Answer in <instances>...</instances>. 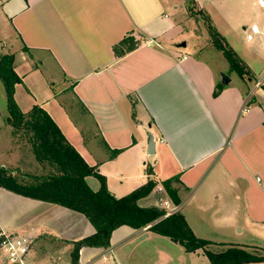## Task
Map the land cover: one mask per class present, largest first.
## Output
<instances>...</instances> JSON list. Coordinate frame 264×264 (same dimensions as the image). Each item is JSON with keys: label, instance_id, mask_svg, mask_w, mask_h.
<instances>
[{"label": "crops", "instance_id": "1", "mask_svg": "<svg viewBox=\"0 0 264 264\" xmlns=\"http://www.w3.org/2000/svg\"><path fill=\"white\" fill-rule=\"evenodd\" d=\"M259 1L264 2L194 0L253 78L258 68L261 78L251 89L253 79H240L217 54L198 52L196 37L183 29L195 24L186 17L187 0H0V56H14L21 78L14 97L18 103L19 93L24 102L17 104L20 110L41 107L105 178L114 197L144 185L147 168L159 184L178 175L180 205L173 211L197 238L222 248L264 250V8ZM170 9L175 14L169 18L164 12ZM251 25L260 35L248 42ZM128 35L140 38V45L118 58L112 48ZM149 40L157 45H147ZM221 74L228 84L221 83ZM218 85L222 89L214 96ZM3 95L0 139L10 135ZM4 149L1 142L3 159ZM86 183L92 191L99 187L94 177ZM147 228L118 227L107 249L82 247L77 264L136 259L168 264L174 248L184 261H203L201 250L186 253ZM0 229L32 246L24 264H60L72 243L95 232L79 213L2 188ZM229 231H246L248 243H237Z\"/></svg>", "mask_w": 264, "mask_h": 264}, {"label": "trees", "instance_id": "2", "mask_svg": "<svg viewBox=\"0 0 264 264\" xmlns=\"http://www.w3.org/2000/svg\"><path fill=\"white\" fill-rule=\"evenodd\" d=\"M190 6L194 0H187ZM208 36L214 49L221 53L229 66L240 79L252 80L253 76L248 66L240 59L225 39L213 27L210 18L204 14ZM140 40L128 35L113 46L116 57L120 58L135 50ZM23 52H28L26 47ZM0 82L6 99L7 117L4 122L13 129V133H23L28 137L31 154L35 162L49 171L41 175H23L29 182H23L20 174L0 166V188L16 195L39 200L64 207L83 215L94 228V234L72 243L70 255L72 264H77L79 250L82 247H109L111 233L120 226H128L135 230L147 228L159 236L170 239L181 246L186 253L201 250L210 264H249L264 262V257H257L242 247H230L222 252H211L207 249L211 242L197 238L187 225L183 215L175 211L166 213L156 208H142L138 202L148 196L156 187L152 178V169L147 168L148 181L120 198L114 197L107 189L103 176L90 167L66 141L61 131L50 116L38 105L28 112H22L15 101V87L21 83V78L14 69L13 54L0 56ZM222 86L214 91L217 96ZM252 101V100H251ZM120 151H114L113 155ZM19 175V176H18ZM22 177V176H21ZM87 177H94L99 183L96 191H92L86 183ZM162 188L167 193L174 207L180 205L177 189L180 187L179 176H173L162 181Z\"/></svg>", "mask_w": 264, "mask_h": 264}, {"label": "rangeland", "instance_id": "3", "mask_svg": "<svg viewBox=\"0 0 264 264\" xmlns=\"http://www.w3.org/2000/svg\"><path fill=\"white\" fill-rule=\"evenodd\" d=\"M187 3V2H186ZM186 17L187 18H191L195 21V24L192 25L189 23V25H187V27H183V29L189 33L192 34L191 36L194 35V37H196V47L198 49L199 53H204V54H209V55H214L217 54L218 56H220L222 58V60H225L223 58V56L221 55V53L217 52L213 45L211 44V40L208 36V32L206 29V23L204 21V13H202V11H199L197 9V7L195 5L190 6L188 3L186 4ZM175 11L173 10H166L164 12L165 15H167L169 18L171 16H173L175 13ZM185 20H188V19ZM187 22V21H186ZM192 38V37H191ZM140 40V38H139ZM218 59V58H217ZM260 68V67H259ZM258 68H256L255 72H256V76L255 78H252L253 83L250 86V89L253 87L254 83L256 81H260L261 76L257 73ZM32 79L30 80V83H32L31 87H32V92L34 94L38 93V82L36 81V78L34 80V76L31 77ZM2 88V87H1ZM0 88V113L2 110H4V99H3V89ZM17 101L19 105L23 106L24 102L22 100V97L20 96V94L18 93L17 95ZM7 115V114H6ZM7 117V116H6ZM4 117V120L5 118ZM5 123V122H4ZM6 125V124H5ZM9 133L10 135L8 136V133H5V137L0 139V144L2 142V146L4 145L5 149H4V154L6 155L3 159V156H0V160L2 159L4 161V166H1L3 168H6L8 170L11 171H16L20 174V176L18 177L20 180H22L23 182H29L30 180H28L26 177H24L23 175L28 174V175H41L43 173H47L49 171L48 167L45 166V168H43L42 166L38 165L32 154H31V149H30V145L28 143V137L25 136L23 133H17L14 134L13 133V129L11 127H9ZM7 130V129H6ZM8 137V138H7ZM22 176V177H21ZM173 188L177 189V195L178 197H180V187L177 185H173ZM138 205L142 208H156L160 211H163L166 213V216L173 213V204L170 200V198L168 197L167 193L164 191V189L162 188L161 184L157 183L156 187L153 189V191L146 197H144L143 199H141L138 202ZM230 232V233H229ZM227 232V234L235 239H237V243H243V244H247L249 237L246 234V231L243 232L242 235L239 234H235L234 231H229ZM214 237H216L217 234H213ZM212 237V236H210ZM218 237V236H217ZM221 237V236H220ZM52 244L55 247H58L59 249H63L66 250L67 246L64 245L63 243H56V242H52ZM28 247H30V249H32V246L29 245L28 243ZM70 249L68 250L69 254H68V258L66 259V257L61 258L60 259V264H63L64 261H69L70 264H72L71 261V253H72V249H73V244H71ZM234 247V246H233ZM173 248V247H171ZM179 248V247H177ZM208 250H210L211 252H222L225 251L228 248H222V246H220L219 244L215 245L212 243V245L207 247ZM247 252L253 254L254 256L257 257H264V250L262 248H258V247H248V248H244ZM61 251V254L64 255L65 252ZM177 249H171L170 253V262L168 264H209L208 261L206 260V258L204 257L202 260V262H200L197 259H191V257H187V259L184 261L179 255H177ZM66 255V254H65ZM147 258V257H146ZM0 264H8V261L5 257V254L0 250ZM133 264H150L147 263V261H143V260H134Z\"/></svg>", "mask_w": 264, "mask_h": 264}, {"label": "built area", "instance_id": "4", "mask_svg": "<svg viewBox=\"0 0 264 264\" xmlns=\"http://www.w3.org/2000/svg\"><path fill=\"white\" fill-rule=\"evenodd\" d=\"M260 8H264V2L259 1ZM258 35L260 30L256 25H251L246 32V41L252 42ZM147 45H157L153 40H149ZM260 83H256V87ZM0 250L5 254L8 264H24L25 258L29 253L28 242L19 236L8 234L0 229Z\"/></svg>", "mask_w": 264, "mask_h": 264}, {"label": "water", "instance_id": "5", "mask_svg": "<svg viewBox=\"0 0 264 264\" xmlns=\"http://www.w3.org/2000/svg\"><path fill=\"white\" fill-rule=\"evenodd\" d=\"M182 45L185 46V43H183ZM229 81L230 80H229V78L226 75L221 74V83L223 85L228 84ZM152 148H153V139H152L151 136H149V149L152 151Z\"/></svg>", "mask_w": 264, "mask_h": 264}]
</instances>
